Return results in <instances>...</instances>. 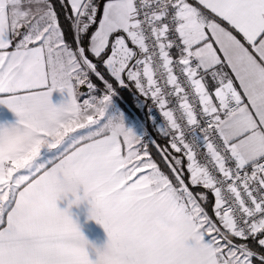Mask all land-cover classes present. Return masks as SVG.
Returning <instances> with one entry per match:
<instances>
[{
	"label": "snow or ice",
	"instance_id": "1",
	"mask_svg": "<svg viewBox=\"0 0 264 264\" xmlns=\"http://www.w3.org/2000/svg\"><path fill=\"white\" fill-rule=\"evenodd\" d=\"M133 87L165 144L107 115ZM0 106V264H264V0H0Z\"/></svg>",
	"mask_w": 264,
	"mask_h": 264
},
{
	"label": "rangeland",
	"instance_id": "2",
	"mask_svg": "<svg viewBox=\"0 0 264 264\" xmlns=\"http://www.w3.org/2000/svg\"><path fill=\"white\" fill-rule=\"evenodd\" d=\"M93 80L95 83L99 84V81H96L94 77H93ZM100 87L102 88L103 86L100 85ZM126 91H128L131 98L126 100L122 96V93L118 92L113 97V102H112V105L110 106V108L108 109L107 115L108 116L123 115L125 126L131 128L137 135H141V136L145 137L146 139L151 138L152 136H154V137L157 136L160 139H162V144H165L166 140H164L156 132L155 127H153V125L150 124L148 121L145 122V112H146L145 111V102L143 101L142 97L139 96V94L136 92L134 87L128 88V89H126ZM148 125L151 128H149ZM150 151H151L153 157L157 160L156 156H159V155L157 154L156 149L150 147ZM161 161H158V162L163 163V161L162 162ZM163 165H164V163H163ZM160 166H161V164H160ZM164 171L167 172L168 169L166 168V170H164ZM199 190H202V189H199ZM209 196L211 197V199L213 201L211 193H209ZM211 205H212V203H211ZM209 213L211 214V207H210Z\"/></svg>",
	"mask_w": 264,
	"mask_h": 264
},
{
	"label": "crops",
	"instance_id": "3",
	"mask_svg": "<svg viewBox=\"0 0 264 264\" xmlns=\"http://www.w3.org/2000/svg\"><path fill=\"white\" fill-rule=\"evenodd\" d=\"M64 97L59 91L53 92L52 101L54 104L60 103ZM15 119L8 109L0 106V120L13 121ZM58 206L63 209L67 206L66 201L58 202ZM72 218L79 224L81 232L90 244L96 247H102L107 241V234L104 228L94 220H89L88 217V205L82 203L79 206H73L70 209ZM90 258L95 259L94 249L89 247L88 249Z\"/></svg>",
	"mask_w": 264,
	"mask_h": 264
},
{
	"label": "clouds",
	"instance_id": "4",
	"mask_svg": "<svg viewBox=\"0 0 264 264\" xmlns=\"http://www.w3.org/2000/svg\"><path fill=\"white\" fill-rule=\"evenodd\" d=\"M20 204L23 208L28 210H36L41 206V201L38 197L24 194L19 197ZM161 207H166L164 205L155 204L153 206H149L143 209V214L146 216L155 215ZM167 210L169 212H174L175 210L171 207H168ZM155 228L162 233L170 243L175 244L177 240V234L180 231H185L187 233H191L193 231V226L190 222L185 221L182 225H177L175 223L169 222L167 219L162 216H156L154 220Z\"/></svg>",
	"mask_w": 264,
	"mask_h": 264
},
{
	"label": "trees",
	"instance_id": "5",
	"mask_svg": "<svg viewBox=\"0 0 264 264\" xmlns=\"http://www.w3.org/2000/svg\"><path fill=\"white\" fill-rule=\"evenodd\" d=\"M120 92L122 93V96H123L126 100H128V99L131 98L130 95H129V93H128V91H126V89H120ZM148 127L151 128L149 125H148ZM155 137H156L157 141H158L159 143L162 144V139H160V138L157 137V136H155ZM164 142H165V141H164ZM156 158H157L158 161H161V159L159 158V156H156ZM161 162H162V161H161ZM160 164H161L162 169H163V170H166V166L163 165V163H160ZM194 191H202V190L194 189ZM211 203H212V199H211V197L209 196L208 210H210Z\"/></svg>",
	"mask_w": 264,
	"mask_h": 264
},
{
	"label": "built area",
	"instance_id": "6",
	"mask_svg": "<svg viewBox=\"0 0 264 264\" xmlns=\"http://www.w3.org/2000/svg\"><path fill=\"white\" fill-rule=\"evenodd\" d=\"M142 99H143V101H144V98H143V97H142ZM147 104H148V105L145 104V111H147L148 107H150V106L154 107V106L152 105L151 101H148ZM153 112H155L154 109H153ZM155 116H156V119H157V121H158V120H159V114H158V113H155ZM148 122H149L150 124H152V121H148Z\"/></svg>",
	"mask_w": 264,
	"mask_h": 264
}]
</instances>
